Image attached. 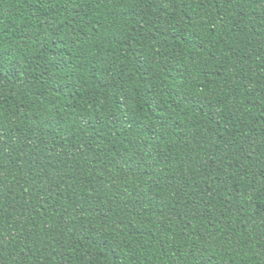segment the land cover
<instances>
[{
	"label": "trees",
	"instance_id": "16d2710c",
	"mask_svg": "<svg viewBox=\"0 0 264 264\" xmlns=\"http://www.w3.org/2000/svg\"><path fill=\"white\" fill-rule=\"evenodd\" d=\"M0 264H264V0H0Z\"/></svg>",
	"mask_w": 264,
	"mask_h": 264
}]
</instances>
